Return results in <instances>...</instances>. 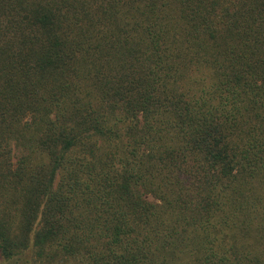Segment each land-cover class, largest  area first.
Returning a JSON list of instances; mask_svg holds the SVG:
<instances>
[{
    "label": "trees",
    "instance_id": "trees-1",
    "mask_svg": "<svg viewBox=\"0 0 264 264\" xmlns=\"http://www.w3.org/2000/svg\"><path fill=\"white\" fill-rule=\"evenodd\" d=\"M7 264H264V0H0Z\"/></svg>",
    "mask_w": 264,
    "mask_h": 264
},
{
    "label": "rangeland",
    "instance_id": "rangeland-1",
    "mask_svg": "<svg viewBox=\"0 0 264 264\" xmlns=\"http://www.w3.org/2000/svg\"><path fill=\"white\" fill-rule=\"evenodd\" d=\"M0 264H7V263L2 259L1 256H0Z\"/></svg>",
    "mask_w": 264,
    "mask_h": 264
}]
</instances>
